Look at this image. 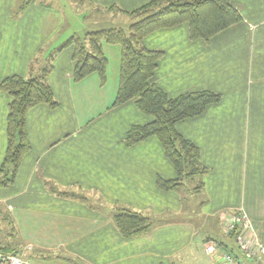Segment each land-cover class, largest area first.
Returning <instances> with one entry per match:
<instances>
[{"label": "crops", "instance_id": "crops-1", "mask_svg": "<svg viewBox=\"0 0 264 264\" xmlns=\"http://www.w3.org/2000/svg\"><path fill=\"white\" fill-rule=\"evenodd\" d=\"M84 1L81 8L78 0H0V82L38 76L44 57L55 52L46 81L57 106L27 112L30 150L13 184L0 188L13 247L26 264H223V252L241 257L223 226L236 211L264 244V0H232L241 22L209 40H191L186 24L143 40L147 50L162 52L152 81L170 98L198 91L220 95L218 104L175 126L198 148L206 168L198 192L185 184L158 188V178L174 180L176 173L156 138L123 143L132 126L152 118L132 101L113 107L118 47L102 45L104 82L97 74L72 80L73 48L66 43L118 28L113 13L126 15L151 0ZM72 8L82 18L76 27ZM85 12L101 18L88 23ZM9 103L0 91V166ZM183 192L202 197L198 211L184 212ZM117 209L148 217L152 227L122 237L112 220ZM209 243L224 250L208 254Z\"/></svg>", "mask_w": 264, "mask_h": 264}, {"label": "trees", "instance_id": "trees-1", "mask_svg": "<svg viewBox=\"0 0 264 264\" xmlns=\"http://www.w3.org/2000/svg\"><path fill=\"white\" fill-rule=\"evenodd\" d=\"M125 14L132 19L126 30L112 28L93 31L72 37L66 43V47L73 48L72 80L80 82L97 74L104 82L107 59L102 45L119 47L118 87L113 107L132 101L141 113L152 118L145 125L132 126L125 134L123 143L133 146L148 138H156L176 173L174 180L158 178L157 186L164 191L174 190L183 186L185 181H198L206 174V168L199 160L198 148L178 134L175 126L202 115L208 106L218 104L220 95L198 91L170 98L152 81L162 52L147 50L143 40L153 32L182 24L187 25L191 40H209L239 24L241 16L233 7L232 0H151ZM54 55L55 52H51L44 57L38 76L28 79L11 76L0 82V91L10 97L6 119L7 146L0 166V188L13 184L23 156L30 150L25 121L27 112L41 104L50 108L57 106L46 81ZM199 181L193 192L202 188ZM0 215L1 221L11 224L14 230L9 214L1 206ZM112 220L124 238L144 234L153 224L148 217L128 209H117ZM217 247L224 250L221 244L217 243ZM0 251L15 253L2 246Z\"/></svg>", "mask_w": 264, "mask_h": 264}, {"label": "built area", "instance_id": "built-area-1", "mask_svg": "<svg viewBox=\"0 0 264 264\" xmlns=\"http://www.w3.org/2000/svg\"><path fill=\"white\" fill-rule=\"evenodd\" d=\"M224 233L232 236L240 258L229 252H223V264H264V244L258 237L254 227L242 211L232 213L224 223ZM206 253L214 254L217 246L206 245ZM0 264H26L22 254L0 251Z\"/></svg>", "mask_w": 264, "mask_h": 264}, {"label": "rangeland", "instance_id": "rangeland-1", "mask_svg": "<svg viewBox=\"0 0 264 264\" xmlns=\"http://www.w3.org/2000/svg\"><path fill=\"white\" fill-rule=\"evenodd\" d=\"M78 3L82 4L81 8H84L83 7L84 6L83 4L85 3L84 0H78ZM74 11L75 10L72 8V11L68 10V13H69V16H70L69 17L70 21L76 27L78 25V23H79L78 20H81L82 18L78 17L77 13L76 12L74 13ZM113 14H117V19H116V23L115 24H117L118 28L121 29L119 26L123 25L124 26L123 29L126 30L127 27H128V24H130L132 19L129 16H127V15H119V13H117V12L113 13ZM85 15L88 17V18H86L87 22L88 23L92 22L93 24L95 23L94 21L96 19L99 20L101 18V16H99V15H97L95 13H92V12H89L87 14L85 12ZM88 20H91V21H88ZM126 21H127V25H125ZM110 22L112 23L113 20H111ZM111 47H118V46L111 45ZM184 184H185V187L187 188V190H189L190 188L197 187V182L192 183L191 181H185ZM183 198H184V200H182V207L184 208V212L185 213L193 214L196 211H198V209H199L198 206H199V204L202 201V197L201 196H197V194L188 195V193L185 192L183 194ZM1 220H2V217L0 215V246L6 247L7 249H10L11 251L16 252L18 254H22L21 250L16 251L17 249H15L13 247L14 244L17 243V242H16V238L13 236L14 232L12 231V225L8 224L6 222H3Z\"/></svg>", "mask_w": 264, "mask_h": 264}]
</instances>
